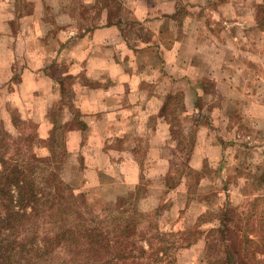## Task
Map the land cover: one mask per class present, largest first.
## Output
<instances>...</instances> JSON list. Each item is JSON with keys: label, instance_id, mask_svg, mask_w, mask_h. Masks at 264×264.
<instances>
[{"label": "crops", "instance_id": "crops-1", "mask_svg": "<svg viewBox=\"0 0 264 264\" xmlns=\"http://www.w3.org/2000/svg\"><path fill=\"white\" fill-rule=\"evenodd\" d=\"M124 1L127 6L131 2ZM182 1L136 0L128 6L132 22L127 23L122 16L108 20L104 9L100 20L90 24L92 29H81L79 25L88 23L78 22L75 0H0V108L8 103L17 107L22 119H33L40 136L48 137L54 121L51 111L62 97L52 68L55 62H65L70 72L80 67L78 72L88 79L74 86V105L83 125L67 132L66 144L70 152L83 156V174L89 186L102 184L100 173L114 170L119 163L136 161L140 137H159L157 149L162 150L172 135L167 108L175 90L185 92L186 108L197 111L199 91L211 88L203 82L204 75L211 78L206 79L208 84L211 80L225 83L227 91L248 87L239 75L251 69L244 63L235 65L248 56V48L245 44L235 46V40L248 41L244 29L258 24L245 14L255 7L247 0ZM256 3L264 8V0ZM205 13L211 17L207 23ZM214 20L222 22L219 30L225 37L220 39L218 29L210 28L217 23ZM230 27L237 29L236 36L229 35ZM161 82H166L162 89ZM233 99L228 96L223 107L231 106ZM246 100H238L237 107L251 106V100ZM255 105L259 113H244L242 120L257 115L264 127V96ZM231 114L224 117L230 119ZM70 117L68 111L65 119ZM203 128L195 154L205 151L209 156L218 150V157L208 159L216 167L226 144L219 147L212 142L204 147L208 127ZM246 137L252 140L248 144L258 141L254 133ZM259 140L260 145L248 148L256 152L258 163L250 162L248 173L235 178L244 192L249 191L251 200L264 197V188H255L256 178L261 176L259 185L264 187V131ZM89 144L94 151L87 150Z\"/></svg>", "mask_w": 264, "mask_h": 264}, {"label": "rangeland", "instance_id": "rangeland-1", "mask_svg": "<svg viewBox=\"0 0 264 264\" xmlns=\"http://www.w3.org/2000/svg\"><path fill=\"white\" fill-rule=\"evenodd\" d=\"M83 1L75 0L74 3L78 22L88 23L79 25L81 29H92L90 24L100 20V12L104 9L108 20L122 16L127 23L132 22L133 13L131 6H128L135 5L136 0H130L128 6L124 0H92L88 4ZM256 1L247 0L250 7H255L248 9L245 14L255 18L258 24L244 29L248 41L242 43L235 40V46L242 47L245 44L244 47L248 48V56L235 63H244L251 69L239 75L241 79L244 76V80L249 83L248 87L245 85L242 90L227 91L225 83L220 81L218 84L211 80V84H208L206 79L211 78L204 75L203 82L211 88L199 91L197 111L194 108L187 109L183 100L185 92L175 90L167 108L172 121V135L169 144L162 150L157 149L160 145L159 137H140L142 143L136 161L119 163L114 170L100 173L102 184L89 186L83 174V156L78 152H70L66 144L67 132L83 125L81 113L74 105V86L88 79L82 72H78L80 67L72 73L65 62H55L52 72L56 71L53 76L60 84L62 97L51 113L59 122L52 123L48 137L43 138L38 132V124L33 119H22L18 108L8 103L0 108V153L8 159L10 165L16 162L23 164L37 156V166L31 173V169L26 168V172L39 182L38 187L45 188L38 174L44 175L52 169L57 175L54 183L57 184L59 179L73 187L78 202L83 205L84 215L99 218L110 215L115 219L114 223L107 222L104 225L107 232L112 231L114 225H122L124 221H135L137 231L132 235L128 250L134 245L138 255L141 245L144 244L148 249L147 239H150L155 249L143 253L140 261L151 264H264V197L262 200H251L249 191L244 192V188L235 180L236 175L248 173L250 162L258 163L256 152L248 148L260 145L259 138L264 131L260 121H257V115L248 121L241 117L248 112L251 115L258 114L255 104H258L260 96H264V8ZM184 3L182 1V8ZM203 16L206 23L211 19L206 13ZM214 21L217 23H212L210 28L218 29L217 34L221 39L223 24ZM237 32V29L230 27L229 35ZM160 80L163 81V78ZM159 85L162 89L166 82ZM228 96L234 97V103L224 108L223 103ZM247 98L251 100V106L237 107L238 100L241 103L243 99L247 101ZM68 111L71 117L65 119ZM225 113H232V117L225 118ZM208 116L212 121H209ZM57 126L58 131L62 132L60 142L63 149H59L57 156H54L43 141L50 137L53 127ZM203 126L208 127L205 130L204 147L212 142H217L219 147L226 144L216 167L211 166L208 159L218 157V150L209 152V156H205V151L203 154H195L196 145L201 143L199 130ZM30 132L34 134L33 144L22 140V136ZM249 132L254 133L258 141L248 144L247 141H252L246 137ZM150 148L154 150L148 154ZM87 150L94 151L92 144L88 145ZM261 177L256 178L255 188H264L259 185ZM68 207L65 202L54 203L50 208L42 206L41 215L34 217L37 223L28 224L27 229H30V225L33 228L23 234L25 240L32 237L31 231H38L39 235H51L68 226L74 217ZM140 232L144 238L138 239ZM247 237L251 240H246ZM161 248L166 249L167 254L157 250ZM60 252L56 255L57 259H60ZM133 259L134 256H127L117 263L135 264Z\"/></svg>", "mask_w": 264, "mask_h": 264}, {"label": "trees", "instance_id": "trees-1", "mask_svg": "<svg viewBox=\"0 0 264 264\" xmlns=\"http://www.w3.org/2000/svg\"><path fill=\"white\" fill-rule=\"evenodd\" d=\"M57 122L59 120L54 117L53 123L57 124ZM58 127H53L50 137L43 141L47 143L50 153L54 156H57L59 149H63L60 142L62 132L58 131ZM22 140L33 144L34 134L26 133L22 136ZM37 160L36 156L31 161H24L25 165L19 162L10 165L8 159L1 154L0 264H118L117 261H122L127 256H134L135 264H151L140 261L143 253L155 250L150 239H147L148 249L144 244L141 245L138 255H136L134 245L128 250L127 246L132 235L137 231L135 221H124L122 225L120 223L114 225L112 229L114 232H107L104 225L107 222L114 223L115 219L110 215L102 218L84 215L83 205L78 202L73 187L59 179L57 184L54 183L57 175L52 169L46 171L44 175L38 174L45 188L38 187L39 182L26 172V168L31 169L30 173L33 171L37 166L35 165ZM83 195L87 196L86 193ZM60 202L67 203L68 210L73 213L74 217L70 220V224L51 235L47 233L39 235L38 231H31L33 235L26 241L23 234L32 230L31 225L30 229H27L29 223L33 225L37 223L34 217L41 215L42 206L50 208L54 203ZM123 226L125 229H122ZM137 238H144V234L140 232ZM246 240L251 239L247 237ZM157 250L167 254L166 249ZM58 251H61L58 257L60 259L56 256ZM168 264L174 263L169 262Z\"/></svg>", "mask_w": 264, "mask_h": 264}]
</instances>
